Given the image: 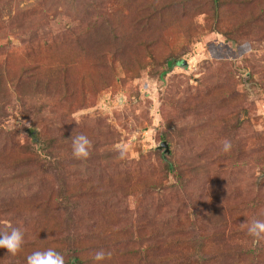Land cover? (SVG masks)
<instances>
[{
	"label": "rangeland",
	"instance_id": "374dc122",
	"mask_svg": "<svg viewBox=\"0 0 264 264\" xmlns=\"http://www.w3.org/2000/svg\"><path fill=\"white\" fill-rule=\"evenodd\" d=\"M170 1L0 0V232L28 231L0 264L54 243L85 264H264L247 231L264 221V0H186L149 20ZM146 246L143 262L126 253Z\"/></svg>",
	"mask_w": 264,
	"mask_h": 264
},
{
	"label": "clouds",
	"instance_id": "9594fccd",
	"mask_svg": "<svg viewBox=\"0 0 264 264\" xmlns=\"http://www.w3.org/2000/svg\"><path fill=\"white\" fill-rule=\"evenodd\" d=\"M72 155L77 159H86L90 155L92 141L84 134L71 138ZM230 141L223 142L222 151L227 153L231 150ZM126 148H121V158L124 157ZM248 234L257 240L264 239V221L253 220L249 225ZM24 240V232L20 228H11L10 232H0V248L6 249L8 253L15 255L20 249ZM111 257V252L99 250L95 253L93 259L96 262L104 261ZM27 264H65V257L53 248L44 251H34L27 256Z\"/></svg>",
	"mask_w": 264,
	"mask_h": 264
},
{
	"label": "trees",
	"instance_id": "16d2710c",
	"mask_svg": "<svg viewBox=\"0 0 264 264\" xmlns=\"http://www.w3.org/2000/svg\"><path fill=\"white\" fill-rule=\"evenodd\" d=\"M213 2H214V4H217V0H213ZM179 3H181V4H185L186 3V0H171L168 4H166V5H164L163 7H161V6H158V7H156V9L155 10H153V12L151 13V15L148 17L149 18V20H154V19H156V18H160V17H163L164 16V14H168V13H170L173 9H175L176 8V6L179 4ZM159 7L161 8V9H159ZM165 12V13H164ZM162 15V16H161ZM164 18V17H163ZM144 24V23H143ZM94 27V33L96 34V31H98L99 30V35H102L103 36V33L102 34H100V32H101V28L99 29L96 25H94L93 26ZM91 28V27H90ZM90 28H88L87 29V31L90 29ZM103 29V28H102ZM103 32V31H102ZM79 33L80 34H78V35H83L82 34V29L79 31ZM98 35V34H97ZM98 35V36H99ZM102 38V37H101ZM4 93H5V95L7 96L8 94H6V93H8V92H6V90H4ZM16 93H19V91H17ZM66 94H68L67 93V91H64V92H60V91H56L55 90V92H46L44 95H47V97L48 98H50V96L52 95V98L53 97H55V98H61V97H64ZM7 98H8V96H7ZM30 131L35 135L36 133H35V129H30ZM32 133H31V136H33L32 135ZM57 141V140H56ZM60 142H62V141H60ZM59 152H62V148L59 150ZM6 183V185H5V187H7V186H9L10 184H12V183H10V184H7V181H5V182H0V187H2L4 184ZM87 193H88V191H87ZM9 200L8 201H6L5 199L3 200V201H0V216L1 217H3V218H7V214H8V209H9ZM39 207H34V210L35 211H39ZM22 210V209H21ZM86 216H89V215H86ZM26 232H28L27 230H25L24 231V233H26ZM217 233V232H216ZM214 236H215V233H214ZM27 237V242L25 243V247L26 248H30V247H32L33 246V243L35 242V237H36V233L34 234V236H31V235H27L26 236ZM165 246H167V244L164 242L162 245H159V244H157V243H153V245L150 247V250H152V251H154V250H158V249H160V248H163V247H165ZM198 246H201L199 243H197V247ZM51 248H53V249H55L56 251H58V252H60L61 254H63L64 255V257L67 255V257H65V264H85V259H86V255H84L83 253H81V251L83 250L82 249V247H79L77 250H75L74 252L73 251H68V249H66L67 248V246L66 245H61V244H57V243H54V244H52L51 245ZM235 249H236V247H235ZM246 252L247 254H248V248L245 246V245H242V246H240V248H239V250H237L236 252H234V255H235V257H237V256H239V257H241V256H243V254H242V252ZM252 252V254H253V251L255 252V251H257V248L256 247H254L252 250H251ZM77 252H79V253H77ZM139 252H142L143 253V257H142V262L145 260V259H147L148 258V256H149V253H150V251H149V246H146V248H145V250H143V251H140V249L139 248H128L127 250H126V253H130L131 255H135V254H139ZM157 252H153L152 253V256H151V260L153 261V262H156V260H155V258L157 257L155 254H156ZM187 256H190V253H185ZM197 256L198 257H196L197 258V261L198 260H200V258H202L201 256V253H199V251L197 252ZM200 257V258H199ZM27 257H24L23 259H21V261H20V264H27V259H26ZM160 258V260L158 261V264H167V260H165V259H162V257H159ZM150 259L149 260H147V262L148 263H152V261H151ZM182 262H183V260H181ZM177 262H179V261H177ZM131 264H133V263H131ZM145 264V263H144ZM175 264V263H174ZM183 264H184V262H183ZM185 264H187V261H186V263Z\"/></svg>",
	"mask_w": 264,
	"mask_h": 264
},
{
	"label": "water",
	"instance_id": "95a60500",
	"mask_svg": "<svg viewBox=\"0 0 264 264\" xmlns=\"http://www.w3.org/2000/svg\"><path fill=\"white\" fill-rule=\"evenodd\" d=\"M184 62V61H183ZM161 146L165 147L166 148V151H168V147H167V143L165 141H163L161 143Z\"/></svg>",
	"mask_w": 264,
	"mask_h": 264
}]
</instances>
